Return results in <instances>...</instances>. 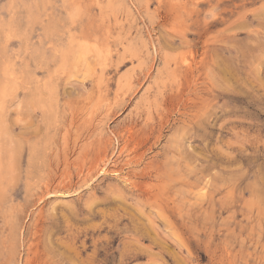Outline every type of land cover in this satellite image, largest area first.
<instances>
[{
	"label": "rangeland",
	"instance_id": "rangeland-1",
	"mask_svg": "<svg viewBox=\"0 0 264 264\" xmlns=\"http://www.w3.org/2000/svg\"><path fill=\"white\" fill-rule=\"evenodd\" d=\"M0 264H264V0H0Z\"/></svg>",
	"mask_w": 264,
	"mask_h": 264
},
{
	"label": "bare ground",
	"instance_id": "bare-ground-1",
	"mask_svg": "<svg viewBox=\"0 0 264 264\" xmlns=\"http://www.w3.org/2000/svg\"><path fill=\"white\" fill-rule=\"evenodd\" d=\"M125 132V131H124ZM132 132V131H131ZM106 158H107V156H106ZM130 162V161H129ZM109 164H110V161H108V159H105L104 160V164H103V166H102V168L100 169L101 170V172H103L104 170H105V172H106V170H107V167H109ZM99 165V164H98ZM111 165V164H110ZM126 165H127V163H126ZM100 168V167H99ZM100 172V171H99ZM116 173V172H115ZM98 175H99V173H98ZM131 241V240H130Z\"/></svg>",
	"mask_w": 264,
	"mask_h": 264
}]
</instances>
